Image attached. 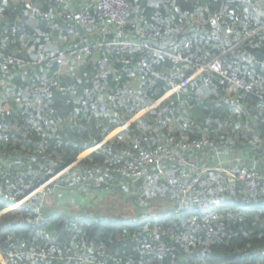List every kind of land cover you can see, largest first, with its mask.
Returning <instances> with one entry per match:
<instances>
[{
    "label": "trees",
    "instance_id": "1",
    "mask_svg": "<svg viewBox=\"0 0 264 264\" xmlns=\"http://www.w3.org/2000/svg\"><path fill=\"white\" fill-rule=\"evenodd\" d=\"M67 1L75 16L83 15L87 24L78 20L66 21L61 15L62 5L55 0H0V13L5 17L0 26L16 24L21 28L14 35L0 33V38L6 39L4 43L0 42V76L5 68V57L16 55L32 60L30 51L33 49L49 53V58L33 67L37 90L32 92L20 70L2 79L13 87L14 101H4L7 115L2 119L9 141L0 143V186L3 193L14 197L26 194L29 186L38 180L69 167L80 155L156 102L170 87L165 75L173 72L175 65L169 60L157 59L148 50L131 54L120 48L104 47L92 50L91 55L77 62L75 53L79 49L120 41H146L151 47L175 54L181 42L193 32L200 37L198 51L208 59L221 53L216 45L208 42L213 35L212 28L200 24L191 28L192 32L185 28L175 33L177 18L191 17L202 22L220 5L226 4L223 11L232 23L253 14L254 27L264 24V0H127L131 7L124 26L108 19L98 20L95 7L99 0ZM209 2L211 4L205 7ZM241 2L246 3L245 8L240 6ZM143 18L145 25L141 22ZM130 21H134L137 27H132ZM55 26L63 30L71 28L73 35L62 41L64 32ZM102 28L107 32L103 33ZM158 31L168 33L163 38L145 37V32L153 36ZM261 39L251 47L264 49V35ZM230 44L229 40L225 42L227 47ZM188 50L194 52L192 46ZM60 56H64L66 62L65 70L58 74L56 58ZM254 57L245 47L227 55L229 59L243 62ZM123 60H128L129 64H124ZM251 75L264 83V74L245 71L246 78ZM44 77L47 78V92L39 89ZM223 94L224 88L219 87L217 76H212L209 81L201 77L191 82L180 98L172 96L162 101L156 110L129 124L126 131L106 141L101 150L92 151L57 180L60 188L55 192L61 198L68 197L67 194L75 190L71 203H62L60 197L54 202L53 196L43 198L36 195L25 204L26 209L40 208L42 217L50 218L40 228V235L32 229L30 221L33 218L24 210L2 214L0 247L9 242L15 245L25 242L34 250L52 241L56 254L48 264H55L77 231L89 246L104 250L105 255L95 264L102 260L107 264H264V257H249L264 248V199L256 206L226 203V208L213 211L212 217L194 216L192 212L172 214L176 189L180 187L191 185L189 202L207 206L214 197L222 199L228 195L237 196L244 202L247 194L240 184L230 183L219 173L200 175L199 171L177 161L148 166L140 179L127 173L104 172V163L111 155L106 152L108 148L117 153L131 149L133 141L138 140L145 149L164 145L176 158L202 169L207 167L197 161L206 154L215 157L218 151H248L258 159L254 169L241 165L239 160L236 164L264 174V145L248 149L241 146L242 141L253 135H258L264 142V111L254 109L258 99L247 95L242 111L237 112L223 102ZM31 99L40 100V103L32 109L15 107L17 101ZM179 99H185L191 108L182 112ZM224 123L227 126L222 128ZM182 126L185 129L179 131ZM190 128L195 130L190 132L187 130ZM203 135L210 139H231L233 144L221 146L218 150L177 148L178 143L197 140ZM210 176H214L213 182ZM75 177L86 182L79 187L74 183ZM197 177H200L198 183L193 184L192 180ZM96 180L101 183L97 184ZM117 196L129 202L136 212L145 211L143 215L155 213L157 218L141 222L96 215L94 201L116 199ZM168 199L172 201L171 210L164 213L157 205ZM48 200L52 205H47ZM74 203L79 205L77 211L70 208ZM6 208L7 204L0 202V214ZM83 211L91 213V217L86 219L80 215L82 220L77 222L74 215ZM236 212L241 216H236ZM204 219L209 224L206 228L202 227ZM188 233L192 237L190 242L182 237ZM178 236L181 238L177 239ZM28 262L45 264L37 257H28Z\"/></svg>",
    "mask_w": 264,
    "mask_h": 264
},
{
    "label": "built area",
    "instance_id": "2",
    "mask_svg": "<svg viewBox=\"0 0 264 264\" xmlns=\"http://www.w3.org/2000/svg\"><path fill=\"white\" fill-rule=\"evenodd\" d=\"M254 1V0H253ZM56 3L62 5L63 12L61 13L62 17L66 21L78 20L82 24H87V20L83 15L75 16L71 11L69 3L67 0H55ZM166 4V1H164ZM226 4L220 5L219 9L214 10L207 18V20L200 22L196 18H177L175 22V33H180L183 29L193 28L195 25H208L210 26L213 32V35L209 37L208 42L216 45L221 53L217 56L211 58H205L203 54L198 51V46L200 42L199 34H189L187 40L181 42L180 47L175 54L168 50L157 49L151 47L146 41L141 43L135 42H112L107 43L105 46L98 45L94 48L83 47L75 53V60L77 62L83 60L85 57L91 55L92 50H101L104 47H115L117 49L123 50L127 53H138L148 50L154 57L159 60H169L175 65V70L171 73L165 75V80L169 84V89L159 98L156 102L151 104L149 108L158 106L162 101L170 99L172 96H179L184 93L187 87L191 82L195 81L197 78L209 81L212 76H217L219 87L224 88V94L222 96L223 102L229 106V108L242 111V104L246 100L247 95L255 96L258 101L254 106V109L257 111H264V83L259 77H254L253 75L250 78L245 77V71L255 72V74H264V61L253 58L250 61L243 62L234 58H227V55L234 50L242 47L253 46L259 41H262L261 37L264 32V24L261 26L254 27L252 22L254 19L253 14H248L243 16L241 20L237 23H232L228 20V14L223 11V6ZM240 6L242 8L246 7V3L241 2ZM131 7V2L127 0H99L96 5V13L98 20L108 19L114 22L116 25L124 26L127 24V14L128 10ZM5 17L0 13V22L4 21ZM142 24H146L144 18L141 19ZM132 27H137V24L134 21H130ZM56 29L64 32L62 41H66L68 37L73 35V30L68 28L63 30L62 28L55 26ZM21 28L16 25H5L0 26V33L4 35H14L18 33ZM102 32H107L106 28H102ZM168 32H156L153 36L145 32V37H156L163 38ZM234 38V39H233ZM229 40L231 44L227 47L225 42ZM6 41L5 37L0 38V42L4 43ZM194 48V52L190 53L188 48ZM264 50V49H260ZM32 53V60H25L19 56H8L4 59L5 68L2 71V76H0V143L5 144L9 141L8 133L5 131L6 125L3 121L4 115H7V107H5V102L14 101V90L13 87L9 84H5V81L2 79L6 76L10 77L15 71L20 70L22 76L27 79V84L32 90H37L36 80L34 79L33 67L35 63L40 64L45 58H49V53L43 50L33 49L30 51ZM1 56V54H0ZM66 59L64 56L56 58V63L59 65L58 74L63 73L65 68ZM124 64H129L128 60H123ZM106 63V61L104 62ZM39 89H42L44 92L48 91L47 78L44 77L40 82ZM36 101L31 100H19L16 102V108L20 109L25 107L27 109H32L35 105L40 103V100ZM179 106L182 112L191 108L189 103L185 99H179ZM27 123L28 119H24ZM227 126L226 123L222 125V128ZM31 128H34L32 125ZM249 131V130H247ZM105 141H102L94 145L89 151L101 150ZM233 140H220V139H210L208 136L203 135L200 139L185 141L177 144V148L180 150H190V151H200L205 148L218 150L219 147L224 145H232ZM263 144L258 135H253L248 139H245L241 142V146L244 149L253 148L254 146ZM112 149L108 148L106 150L108 159L104 163V172H117V173H127L134 179H140L143 176V172L146 167L152 165H159L162 161L173 162L177 161L181 164H184L188 167H191L194 171L202 175L206 172H216L222 174L230 183L240 184L246 194L247 198L244 200L245 205L256 206L262 202L264 199V174L250 170L245 166H239L236 164L237 159H224L217 161V165L214 168L202 169L197 165L188 162L181 158H176L172 155L171 151L164 145H159L156 148L145 149L140 145L138 140H134L131 149L121 150L117 153H113ZM88 152V151H87ZM86 153V152H85ZM216 156L220 155V152L215 153ZM83 157V154L78 157L80 159ZM78 159L74 162H78ZM71 164L69 167L63 169L59 173L49 176L41 181H37L36 184L29 186V191L26 194L20 195V197H14L10 194L3 193V190L0 186V202L6 203L7 208L4 210V213H7V210L13 212L15 210H24L32 216L30 221L32 229L36 230V234L40 235V228L45 222L50 220L49 217L44 218L41 215L40 208H25V204L35 197L40 195L43 198L51 196L54 194L55 189L60 188L57 180L65 174L70 167H73ZM0 174H2L0 172ZM161 174V171H159ZM200 177H197L192 180L193 184H197ZM86 182V180L79 177L74 178V183L80 185ZM97 184L101 182L96 180ZM17 185V183H16ZM192 192V186L188 185L186 187H180L176 189L177 197L175 198V206L172 210L173 215H181L183 212H192L194 216L198 214L202 217L210 216L212 212L206 211V204L195 203L191 204L188 199V195ZM68 207V206H64ZM73 210L77 211L79 205L74 203L70 206ZM236 216H241L239 212L235 213ZM214 218V217H213ZM76 221L79 222L82 220V217L76 216ZM196 220V218H193ZM203 228H206L208 221L203 220ZM75 231L77 228L75 227ZM184 239L192 240L190 233L182 236ZM181 236H178L177 239H180ZM70 246L65 250L63 256H61L55 264H95L99 257L105 255L104 250L95 249L87 244L85 237H83L79 232L73 233L70 239ZM56 247L52 241L43 247L37 246L34 250L29 249V246L25 242H20L19 244H14L9 242L5 247H0V264H30L28 262V257H37L40 260L44 261L45 264H48L51 260L55 259ZM251 258L264 257V248L262 250H256L249 255ZM97 264H107L105 260L100 261ZM125 264H129L126 262Z\"/></svg>",
    "mask_w": 264,
    "mask_h": 264
},
{
    "label": "crops",
    "instance_id": "3",
    "mask_svg": "<svg viewBox=\"0 0 264 264\" xmlns=\"http://www.w3.org/2000/svg\"><path fill=\"white\" fill-rule=\"evenodd\" d=\"M210 4H211V2L206 4L205 7H208ZM156 107L149 108V106H148L147 108H145L142 111H140L136 116H134L132 119H130L126 124H124L123 126H121L118 129H116L108 137H106L105 138L106 141L111 140L116 135H118L119 133H121L123 131H126L127 126L129 124H131L133 122H136L141 117H143L145 114H147V113H149V112H151L153 110H156ZM237 112H239V111H237ZM184 129H185V127L182 126V127H180L179 131H182ZM187 130L192 132V130H195V129L194 128H190V129H187ZM216 138L217 137H215L214 139H216ZM232 158H236L237 160L240 161L241 165H245V166H247L248 168H251V169H254V166L256 164L255 162H258V159H255L254 157H252L248 151H224L222 153L220 152L219 156L215 155V157H213L212 154H206L205 156L201 157L197 162L203 164L207 168H214L217 165L216 160L221 161V160H224V159H232ZM214 173H216V172H214ZM216 174H218V173H216ZM209 178H210L211 182L214 181V176H210ZM55 198L56 197H54V198L52 197V199H54V202H56ZM48 201L49 202H48L47 205H52L51 204L52 202H50V200H48ZM229 202L230 203L232 202L234 204H239V203L244 204L243 199H240L239 197L233 196V195H228L227 198H222V199H218V197H214V199H212L209 204L207 203L206 211L213 212V211H216L218 209H221V210L223 209L224 210L226 208L225 204L229 203ZM171 206H172V201L170 199L162 200L160 202V206L157 205V207L160 210H162L164 213L169 212L171 210ZM50 207H52V206H50ZM151 214L152 215H148V216L147 215H143L138 220L139 221L142 220L141 222H144V221H148V220H152V219L157 218V214H155V213H151ZM79 215L80 214H75L74 216H79Z\"/></svg>",
    "mask_w": 264,
    "mask_h": 264
},
{
    "label": "rangeland",
    "instance_id": "4",
    "mask_svg": "<svg viewBox=\"0 0 264 264\" xmlns=\"http://www.w3.org/2000/svg\"><path fill=\"white\" fill-rule=\"evenodd\" d=\"M17 124V123H16ZM14 127L16 128L15 123H13ZM92 153V151H88L86 153L83 154V157H81L80 159H78V161H81L83 158H85L86 156H88V154ZM77 162L74 163L73 166H76ZM207 173V172H206ZM66 190V188L64 189ZM77 192V191H76ZM75 196V190L72 191L71 193H68L66 197L65 195L63 196V198L60 197V195L56 192H54L53 195L51 196H55V197H60L61 202L64 204H69L71 203V201H73V197ZM59 199V202H60ZM93 205L96 209V215L99 217L102 216H112V217H123L124 220L130 221V220H138L143 216V213L145 211H141V212H136L130 205L129 202L127 201H122L121 199L118 198V196L116 197V199H112L111 197L109 199H106L104 201L102 200H98V201H94ZM5 212V211H4ZM4 212H2L0 214V216H2V214H4ZM6 212H10V210H7ZM71 212V211H68ZM54 214H56V212H54ZM79 214L86 218L89 219L91 217V213H86V212H79ZM145 215H149L147 212L145 213Z\"/></svg>",
    "mask_w": 264,
    "mask_h": 264
},
{
    "label": "water",
    "instance_id": "5",
    "mask_svg": "<svg viewBox=\"0 0 264 264\" xmlns=\"http://www.w3.org/2000/svg\"><path fill=\"white\" fill-rule=\"evenodd\" d=\"M246 50H248L251 54L255 56L258 60L264 61V50H260L257 47H246Z\"/></svg>",
    "mask_w": 264,
    "mask_h": 264
}]
</instances>
